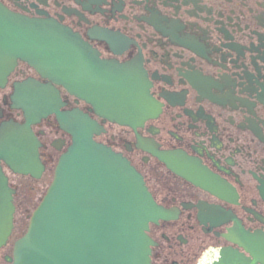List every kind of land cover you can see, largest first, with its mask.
<instances>
[{"label":"flooded vegetation","instance_id":"1","mask_svg":"<svg viewBox=\"0 0 264 264\" xmlns=\"http://www.w3.org/2000/svg\"><path fill=\"white\" fill-rule=\"evenodd\" d=\"M11 12L53 20L77 34L101 60L141 66L156 118L137 130L93 116L96 140L126 158L144 177L156 202L179 216L150 228L152 264H197L210 249L231 248L249 258L237 229L264 248V0H0ZM46 80L20 63L0 91V125L22 121L13 109L16 84ZM64 110L90 107L57 88ZM48 119L37 129L44 170L39 179L10 176L16 212L29 218L45 193L68 138ZM158 152L181 153L207 173L203 188L168 169ZM183 165V164H182ZM190 173H183L189 175ZM23 189L34 196L26 197ZM227 217L199 220L200 208ZM259 238L261 240H259Z\"/></svg>","mask_w":264,"mask_h":264},{"label":"water","instance_id":"2","mask_svg":"<svg viewBox=\"0 0 264 264\" xmlns=\"http://www.w3.org/2000/svg\"><path fill=\"white\" fill-rule=\"evenodd\" d=\"M66 40L78 42L52 22L28 21L0 7V87L16 60L30 57L39 61L41 51L77 70L78 53L67 48V52L58 51L51 45ZM79 57L82 66L90 67L84 56ZM58 71L64 74L62 69ZM32 87L36 93L45 92L39 86ZM44 100L36 97L40 115L50 112L42 106ZM66 119L74 145L62 158L55 182L32 218L27 236L17 244L14 264H148L145 231L156 208L142 181L119 156L92 142L95 126L86 117L75 113ZM26 132L17 127L0 135V161L13 169L18 167L20 172L25 164L21 153L9 150V146L6 151L7 141L3 140H18ZM9 194L0 169V248L12 231L14 209ZM139 212L145 217H138ZM218 257L225 264H248L235 254L221 253Z\"/></svg>","mask_w":264,"mask_h":264},{"label":"rangeland","instance_id":"3","mask_svg":"<svg viewBox=\"0 0 264 264\" xmlns=\"http://www.w3.org/2000/svg\"><path fill=\"white\" fill-rule=\"evenodd\" d=\"M18 224H19V226H22V222L20 223V222L18 221Z\"/></svg>","mask_w":264,"mask_h":264}]
</instances>
